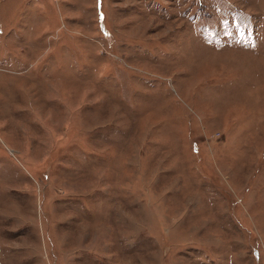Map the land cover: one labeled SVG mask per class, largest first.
I'll list each match as a JSON object with an SVG mask.
<instances>
[{"label":"rangeland","instance_id":"rangeland-1","mask_svg":"<svg viewBox=\"0 0 264 264\" xmlns=\"http://www.w3.org/2000/svg\"><path fill=\"white\" fill-rule=\"evenodd\" d=\"M0 264H264V0H0Z\"/></svg>","mask_w":264,"mask_h":264}]
</instances>
